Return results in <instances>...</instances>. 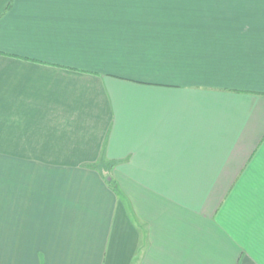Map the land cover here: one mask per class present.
<instances>
[{"label":"crops","instance_id":"obj_1","mask_svg":"<svg viewBox=\"0 0 264 264\" xmlns=\"http://www.w3.org/2000/svg\"><path fill=\"white\" fill-rule=\"evenodd\" d=\"M0 264H264V0H0Z\"/></svg>","mask_w":264,"mask_h":264},{"label":"trees","instance_id":"obj_2","mask_svg":"<svg viewBox=\"0 0 264 264\" xmlns=\"http://www.w3.org/2000/svg\"><path fill=\"white\" fill-rule=\"evenodd\" d=\"M115 164H116L115 162H105L104 159L101 158L92 168L99 171L103 176L104 180L106 181L108 187L118 196H121L120 189L111 175L112 169L115 166Z\"/></svg>","mask_w":264,"mask_h":264}]
</instances>
